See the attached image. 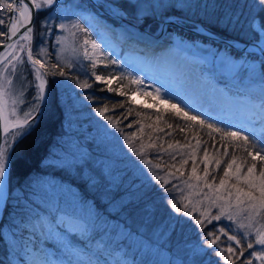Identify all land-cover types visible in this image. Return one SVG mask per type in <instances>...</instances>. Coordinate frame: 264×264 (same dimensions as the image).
<instances>
[{
	"label": "snow or ice",
	"instance_id": "6c2138e0",
	"mask_svg": "<svg viewBox=\"0 0 264 264\" xmlns=\"http://www.w3.org/2000/svg\"><path fill=\"white\" fill-rule=\"evenodd\" d=\"M99 7L127 20L133 28L190 25L213 44L219 40V45L211 48V54L212 63L222 72L226 71L243 85L264 83V0H246L239 5L248 10L246 14L234 11L236 5L226 0L212 4L202 0H120ZM84 11L85 6L74 0L72 3L64 0H0V264H35L32 258L42 249L52 248L53 244L57 251H52L53 257L45 258L41 264H213L210 257L217 258L215 264L222 261L237 264V260L239 264H253L249 257L264 264V127L259 135L231 127L221 128L165 99L161 88H154V92L168 105L165 112L209 129L210 139L213 133L219 134L223 142L212 156L207 148L203 150L202 174L196 163L200 140H196L194 147L176 142L181 148H190L186 153H177L185 157L179 161L181 167L192 161L191 174L184 181L188 189L186 194L183 188L169 187L168 180L159 173L148 177L132 170L120 154L105 143L106 138L113 135L106 126H102L104 131L99 137L86 129L73 132L75 106L72 102L67 103L63 111L68 129L56 141L55 150L48 154L51 160L46 167L51 172L36 176L28 173L22 179H15L16 146L39 126L48 106L55 101L45 77L66 76L63 69L57 72L45 68L49 55L46 38L52 37L55 44L61 46L59 52H63L69 42L74 44L78 34L83 33L79 50L83 59L91 62L93 70L101 59L108 61L105 68L119 66L116 59L110 58V53L89 39L88 28L80 23L85 19ZM57 20L60 22L55 23V28L63 34L52 32ZM34 40L38 47L36 56L44 60L34 57ZM72 51L77 49L73 47ZM25 58L34 70L35 81L22 83L17 88L13 78L17 66L24 65ZM60 59L57 55V60ZM58 66L49 65V68ZM67 66L74 65L69 63ZM92 76L95 82L106 84L107 91L127 95L111 86L115 79L111 72L104 75L93 71ZM120 76H126L132 84L140 86L136 91L144 87V80L138 76L123 72ZM73 79L79 88L92 87L87 80ZM123 86L121 83L120 87ZM29 87L33 88L31 101L25 98ZM25 104L21 113V106ZM96 111L112 128L118 129L117 121L105 115L109 111L107 106ZM156 119L162 117L158 115ZM261 123L264 125V120ZM194 125L189 123L188 126ZM124 139L137 157L143 156L127 135ZM228 146L243 152L239 163L236 154L229 153ZM148 147L155 148L156 145L149 144ZM170 158L174 160L176 155ZM142 162L150 164L147 159ZM213 162V171L222 172L218 184L217 177L209 171ZM52 172L69 176L71 182L51 178ZM156 189L166 195L157 200L153 195ZM177 191L179 196L175 194ZM195 196L201 198L194 199ZM204 200L210 202L207 207H203ZM65 202L75 203L77 213L69 216L60 210V205ZM54 207L55 211L52 210ZM212 207L218 209L216 214L211 213ZM222 219L231 224H213ZM69 233L78 234L86 243L82 247L74 245L68 239ZM255 245L260 246L259 251L255 250Z\"/></svg>",
	"mask_w": 264,
	"mask_h": 264
},
{
	"label": "rangeland",
	"instance_id": "374dc122",
	"mask_svg": "<svg viewBox=\"0 0 264 264\" xmlns=\"http://www.w3.org/2000/svg\"><path fill=\"white\" fill-rule=\"evenodd\" d=\"M66 1L67 0H64V2ZM97 1L101 4L120 2V0ZM84 6L86 8V11H84L83 13L85 19H82L80 23L83 27L88 28L89 39L95 40L97 44L101 46L102 50L110 53V58L116 59L118 61L119 66L110 65L108 68H105L104 65L107 64L108 61L101 59V62L98 63L97 68L93 70L91 68V62L86 59H83L82 51L79 50L80 37L83 36V33H79L75 43L73 44L72 42H69V45L65 48V51L63 52H59L61 46L56 45L55 40L52 37L46 38L45 43L48 48L49 55L47 57V62L45 63V68L52 70L57 67L49 68V65L60 64L62 66H67L69 63H71L74 65L73 67L67 66L70 70L81 72L84 75H89L91 76L94 82L95 80L92 76L93 71H96L97 74L104 75H107L108 72H111L115 76V79L112 81L111 84L113 88H117L119 89V91L126 92V96H128V98L132 100L133 103L141 104L149 109H154L155 112L161 111L162 114L160 116L162 117L161 120L163 122L167 121V123L170 122L179 124L187 121L180 117H172L171 113L165 112L164 109H166L168 105L164 104L159 97H156L154 88H161L162 92H165V99H170L172 103L179 104L191 114L199 115L203 119L215 122L222 128L231 127L233 130H247L246 134H260L261 128L264 127V125H262L261 123V121L264 120V83L257 82L248 85H243L239 81H234L226 71L222 72L217 65L212 63L211 48H216L217 46H213L201 41H196L195 39L191 38H183L181 35L178 36V31L175 30L174 27L162 29L156 28L154 25H150L147 29H141L139 27L141 33L143 34L147 33L148 35L153 36L159 33L163 41L160 44H165L168 47L166 50L158 49L159 51L156 53L157 56L155 58V56H151L152 53L149 54L142 52L138 49L136 45H132V43L130 42H119V33H121L122 36L123 33L125 35L128 33L127 20L122 18V21H120L119 19H117L118 17L111 14L110 10H108L107 8H103V10L107 12L106 13L103 12V10L101 9L99 11L97 9L89 7L88 5ZM59 22L60 21L57 20L53 23L52 32L54 34H63L58 33L57 29L55 28V23ZM50 38H52L53 41L51 43V46L49 45L48 41V39ZM73 47L77 49L76 52L72 51ZM88 47L89 51H91V46L89 45ZM37 52L38 47L36 53ZM166 52L167 54H179L186 58V61L183 66L179 69V72H175L172 74L167 72L166 66L162 64V56ZM21 55L24 54L22 53ZM35 55L36 54H34V57H36L37 59L44 60L43 57ZM57 55L61 57L59 61L57 60ZM138 59H142L144 62L138 61ZM154 59L155 61H157V63H155V65H150L148 61H153ZM121 72L125 74L131 73L132 76H138L142 78L145 82L144 87H142L141 90L136 91V89L140 86L132 84L130 82V79L126 76L122 78L120 76ZM45 78L49 81L48 75H46ZM13 79L17 88H19L22 83H31L35 81L34 70L31 69V66L27 62L26 58L24 65L17 66V74L16 77H14ZM192 81L194 82L195 86L200 90L201 97L207 99L209 102L211 101L212 104L220 105L229 101H234L236 103L235 109L233 110H230L229 107L224 104L225 108H223V111L225 115L228 113L226 115L228 116V118H222L217 116L216 114H211L196 105H192L187 101H184V98H186L184 97L186 96V93L181 91L182 89L178 88V84L184 85L185 83H190ZM121 83L124 85L122 88L120 87ZM58 85L59 89L61 91L63 90L64 93L65 90L69 92L68 97L71 102L74 103L75 108H78L81 102H87L89 106L94 104V100L90 99L92 95L85 94L81 96V98H79V95L76 91L77 89L75 88V84L68 81V75H66L65 79L59 81ZM87 89L88 88H83L82 90L86 91ZM101 89H104L103 92H107L108 94L112 93L106 90V84L101 82H95V88L93 90L100 92ZM218 91L223 96V99L219 98V93H215ZM145 93H151V95H146ZM32 94L33 88L29 87L26 91L25 97L27 101H31ZM115 94L116 96H119L118 92H115ZM26 106V104L21 106V113L24 108H26ZM80 114H83V117H85L82 129H86L87 131L90 130L88 132L95 137H99L103 133L104 128L102 126L107 127L108 132L112 133L113 135L107 137L105 143L108 144L111 148H113L115 152L119 153L121 159L126 164H128L132 170L137 171L139 174L148 177H152L155 173H159L161 176H164L165 179L168 180V183L172 182L173 184H176L178 188L185 189V194L187 193L188 189L186 188L184 181L188 179L191 173V160H189V163L187 165H184L183 167H181V165L179 166L178 170L182 174L180 177L177 176V174H172V176H169L168 171L166 173L164 169L160 168L165 165V157H158L157 155L151 154L147 158L143 156L137 157L128 147V143L124 139L126 135L124 134V131L119 127V125V130L117 128H112L111 125H109L108 121L104 117L100 116L98 112H96L92 108ZM105 115L108 116V111L105 113ZM190 123H193L194 125V122ZM180 130L175 129L173 132L170 133V139L168 140V142L169 144H172L173 147L167 149V157L169 155L175 154V160L180 161L185 157L177 153H186L190 151V148H181L179 145H177L176 142L179 141L180 145H190L194 147L196 140L199 139L201 142V146L200 149L197 150L196 163L198 171L200 172V174H202L204 165L200 161L203 156V150L207 148L209 155H214L221 144V140L220 138L216 137L214 133L212 138L210 139L207 135L208 130H201L198 125L193 126V131H191V129H188L187 132ZM202 131L205 132L204 134H206L204 138L201 134ZM158 134L160 133L158 132ZM201 137L203 138V140ZM217 140L219 141L218 143L216 142ZM213 145H215L216 148H214ZM228 147H230L231 153L234 152L236 154V151H239V153L241 152V154L237 157H243L244 154L241 150L233 146ZM141 149L144 154V151L147 149V147L143 146ZM219 151L222 152L223 149H219ZM143 159L149 160L150 164H144L142 162ZM224 159L227 160L228 157H225ZM239 161L240 160H237L238 163ZM156 165H160V167L157 168ZM223 167L224 165L222 164L221 168ZM214 168L215 164L213 162L209 165V171L212 173V176L217 177L216 183L218 184L219 176L222 175V172L213 171ZM212 176L209 177V180L212 179ZM205 191L208 190L205 189ZM177 193L179 195L178 191ZM200 198V196L194 197V199ZM209 203L210 202L208 200H204L203 207H207ZM68 205L77 207L75 203L72 202H69ZM70 208L72 207L66 208L62 211L68 213L69 216L77 213L76 211H72V209ZM210 211L212 214H216L218 209L216 207H212ZM70 227H74V225H70ZM78 238L81 239L78 234L69 233L68 239L74 245L82 247L83 243H78ZM52 251H57L54 244L53 247L50 249H42L41 253H38L32 259L35 261V264H41V261H43L45 258L51 259L53 257L54 254Z\"/></svg>",
	"mask_w": 264,
	"mask_h": 264
},
{
	"label": "trees",
	"instance_id": "16d2710c",
	"mask_svg": "<svg viewBox=\"0 0 264 264\" xmlns=\"http://www.w3.org/2000/svg\"><path fill=\"white\" fill-rule=\"evenodd\" d=\"M73 0H67L65 3H72ZM76 3H80L83 5H88L89 7H92L93 9H97L100 11V8L97 6L93 7L94 4H92L90 1L87 0H74ZM202 2H207L209 4L212 3H220L225 2V0H202ZM227 3L236 5V7L233 8L234 11L239 13L240 11L247 13V9H242L239 7V5H243L246 0H226ZM99 5H102L99 3ZM103 9V7H101ZM211 12L212 10L209 9ZM43 18V16H41ZM243 19V17H242ZM192 29L190 25H184L182 27H174L175 30L178 31V36L181 35L183 38H191L195 39L196 41H201L213 46H218L219 43L216 42V44H213L211 41H209L205 36H202L198 33H193L189 30L184 29ZM40 28L39 24L37 23V35L39 34ZM153 31V30H152ZM49 45L51 46L52 38L48 39ZM37 50V41L34 40L33 45V51L34 54H36ZM36 56V55H35ZM59 66L55 69H48L49 71H60L63 69V71L68 75V81L75 84V88L77 89V94L79 95V98L81 96L87 94L92 95L90 97L91 100H94V104L89 106L87 102H84L79 105L78 108H75V112L73 114V132H75L76 129H82L83 122L85 121V117H83V114L88 109L92 108L96 111V109H103L105 106L109 109L108 116L112 117L113 120L117 121L119 127L124 131V134L129 137L134 147L137 149H141V146L147 147V149L144 151L143 157L147 158L150 154L151 155H157L158 157H165L166 162L165 165L160 167L161 169H164L165 172H171L172 174H177V176H181L182 174L179 172L178 168L180 166V163L178 160H173L170 158L171 155L167 157L166 151L169 148V142L170 139V133L173 132L175 129L180 130L183 129L184 132H187L188 129H191L193 131V127L189 128L190 122H183V123H166L163 122L161 119L157 120L156 117L162 114L161 111L155 112L154 109L146 108L145 106L133 103L132 100L128 98V96H116L115 92H112L108 94L107 92L103 91H94L95 88V82L89 75H84L81 72H76L74 70H70L67 66H62L58 64ZM66 76H52L48 75L49 78V84L48 88L52 90L55 96V101L51 103L48 106L46 115L41 120L39 126L31 133V135L27 136L26 139H23L17 146H16V154L18 155V161L16 166L17 175L15 177L16 180L24 178L28 173H31L33 176L36 175H46L47 173L51 172L49 168L46 167V165H49L51 157H49V151L55 150V143L56 141L61 137L62 134L66 132L68 129V122L64 120L63 118V111L64 106L71 102L69 99V92L65 90V93L63 90L61 91L59 89L58 82L62 79H65ZM73 77H78L80 82H84L87 80L89 84L92 85V87L88 88L86 91H83V88H79L77 86V82ZM73 103V102H72ZM74 104V103H73ZM123 105V106H121ZM97 112V111H96ZM213 124H216L215 122L209 121ZM172 124V127L169 128L168 124ZM79 125V126H77ZM219 126L218 124H216ZM221 127V126H219ZM222 128V127H221ZM142 129V131H141ZM160 129H163L161 131ZM201 130H208L207 128H201ZM85 130V129H82ZM90 131V130H88ZM181 131V130H180ZM158 132L160 134H158ZM133 133L135 135H133ZM205 132H201L203 138L206 136L204 134ZM216 137L219 138V134L214 133ZM202 138V137H201ZM202 138V140H203ZM207 139V138H205ZM206 141V140H205ZM184 142V141H183ZM219 142L218 140L216 141ZM221 143H223L221 141ZM149 144H155V148L148 147ZM185 144V143H184ZM228 151L231 154V149L228 147ZM163 154V155H160ZM241 152L236 151V156L240 155ZM154 157V156H153ZM242 157H237V160H240ZM156 160V159H154ZM173 165L175 167H173ZM259 165V164H258ZM191 174V173H190ZM188 175V174H187ZM172 176V175H171ZM176 177V176H173ZM185 177V176H183ZM51 178H54L56 180H64L66 182H71V178L67 175H58L55 172L51 173ZM147 183V180L145 181ZM169 187L176 186V184H173L172 182L168 183ZM76 187V185H73ZM150 188L152 187L151 184L148 185ZM175 191V190H174ZM177 196L178 193L175 192ZM155 198L157 200L160 199L161 195H166V193H163L160 189H156V191L153 193ZM69 202L62 203L60 205V210H65L66 208L72 207V211L77 212V207H73L72 205H68ZM55 211V207L52 209ZM214 225L220 226L224 225L227 226L231 224V222L226 220H221L218 222H213ZM233 229H235V225H231ZM209 228H212L213 225H208ZM79 239V238H78ZM98 239V237H97ZM79 239L78 243H83L84 245L86 242ZM2 247V245H0ZM255 250L259 251L260 246L255 245ZM249 251H252L251 249ZM245 256H248V252L245 253ZM253 259V264H259L258 260H255L252 257H249ZM209 259L212 260L213 264H215L216 257H210ZM229 259H234V257H229ZM221 264H224L222 261ZM237 264H239V260H237Z\"/></svg>",
	"mask_w": 264,
	"mask_h": 264
},
{
	"label": "bare ground",
	"instance_id": "6f19581e",
	"mask_svg": "<svg viewBox=\"0 0 264 264\" xmlns=\"http://www.w3.org/2000/svg\"><path fill=\"white\" fill-rule=\"evenodd\" d=\"M110 13L113 14L111 11ZM117 19L120 20L122 18L118 17ZM127 29H128V33L126 35L123 33V36H122L121 33H119V37H118L119 42H123V43L130 42L132 43V45H136L140 51L149 53V54L152 53L151 56L153 55L155 56V58L157 56L156 53L160 49L166 50L168 48L165 44H164L165 46L160 44L163 41L159 33L156 34L157 35L156 37L150 36L147 33L143 34L141 33L139 26H137L136 28H133L132 24H130L129 22H128ZM162 58H163L162 64L166 66L167 72L170 74L179 72L180 71L179 69L183 66V64L186 61V58L182 55L171 54V53L167 54V52L162 56ZM138 61L144 62L142 59H138ZM148 62L150 65H155V63H157L155 59L153 61L149 60ZM178 88L182 89L181 91L186 93V96H184L186 97L184 98V101H187L188 103L192 105H196L211 114H216L219 117L228 118V116H226L228 113L225 115L223 111L224 110L223 108H225L224 104L227 105L230 110L235 109L236 103L234 101H229V102H226L220 105H215V104H212L211 101L209 102L207 99H204L203 97H201L200 90L195 86L193 81L190 83H185L184 85L178 84ZM215 93H219V91ZM219 98L223 99V96L220 93H219Z\"/></svg>",
	"mask_w": 264,
	"mask_h": 264
},
{
	"label": "water",
	"instance_id": "95a60500",
	"mask_svg": "<svg viewBox=\"0 0 264 264\" xmlns=\"http://www.w3.org/2000/svg\"><path fill=\"white\" fill-rule=\"evenodd\" d=\"M90 1L92 4H94L95 6H97L98 8H100L101 10H103L101 7H99V3L97 0H87ZM103 12H106L105 10H103ZM107 13V12H106ZM120 21H122V19H120ZM183 28V27H182ZM184 29L189 30L193 33H197L195 32L193 29H187L184 27ZM157 35H153V37H156ZM217 43H220L219 40H217ZM0 138H2V128H0Z\"/></svg>",
	"mask_w": 264,
	"mask_h": 264
}]
</instances>
